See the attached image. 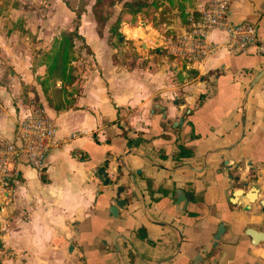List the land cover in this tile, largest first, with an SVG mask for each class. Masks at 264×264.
I'll return each mask as SVG.
<instances>
[{
  "label": "crops",
  "instance_id": "obj_1",
  "mask_svg": "<svg viewBox=\"0 0 264 264\" xmlns=\"http://www.w3.org/2000/svg\"><path fill=\"white\" fill-rule=\"evenodd\" d=\"M50 1L16 0L15 16L0 14V141L17 145L15 127L35 106L60 137L77 136L40 171L25 155L15 160L0 193V264H193L219 222L225 231L199 264H264V240L244 232L264 231V73L245 97L264 57L227 51L214 30L217 51L188 68L165 41L207 0H164L136 24L125 15L118 43L132 41L130 65L110 38L113 20L99 26L86 6L79 31L89 52L75 53L77 79L65 86L46 80L45 53L74 13ZM227 1L229 21L255 23L264 41V0ZM178 146L191 154L178 158ZM118 186L126 205L113 216ZM182 195L185 212L182 203L176 211Z\"/></svg>",
  "mask_w": 264,
  "mask_h": 264
},
{
  "label": "built area",
  "instance_id": "obj_2",
  "mask_svg": "<svg viewBox=\"0 0 264 264\" xmlns=\"http://www.w3.org/2000/svg\"><path fill=\"white\" fill-rule=\"evenodd\" d=\"M229 3L227 0H207L199 10L187 17L188 27L166 38L165 50L168 55L181 59L185 66L191 68L194 63L205 61L219 48V44L211 41L209 33L222 30L225 33L224 46L229 52L252 47L254 53L264 57V41L257 35L255 23L242 21L232 23L228 19ZM18 144L0 141V193H7L10 181L15 175V160L25 155L29 164L43 169V161L47 153L62 146L77 135L71 133L60 137L53 119L42 107L35 106L23 116L15 127ZM74 156L82 159L81 150H75Z\"/></svg>",
  "mask_w": 264,
  "mask_h": 264
},
{
  "label": "trees",
  "instance_id": "obj_3",
  "mask_svg": "<svg viewBox=\"0 0 264 264\" xmlns=\"http://www.w3.org/2000/svg\"><path fill=\"white\" fill-rule=\"evenodd\" d=\"M101 0H96V3ZM117 3H122L123 11L126 14H130L133 19L137 15L141 17L145 16L146 11L143 10L149 6L159 7L164 0H152L148 2L146 0H114ZM170 1V0H169ZM0 9L4 3L0 0ZM65 4L71 8L74 13V18L72 20L71 28L60 29L51 40L49 50L45 53V61L47 66V78L53 80H60L63 85H71L76 79L75 67L72 64V61L76 59V51L79 47H76V42L80 41L82 46L86 48V51L89 52L87 45L84 42L83 35L79 31L80 18L81 15L86 10V0H78L74 7L69 6L67 0H64ZM94 12L95 9H93ZM98 24L102 21L100 14H95ZM101 20V21H100ZM122 21L117 17L111 24L109 28L110 38H116L118 40L121 36L119 33V28ZM122 44V41L119 42Z\"/></svg>",
  "mask_w": 264,
  "mask_h": 264
},
{
  "label": "rangeland",
  "instance_id": "obj_4",
  "mask_svg": "<svg viewBox=\"0 0 264 264\" xmlns=\"http://www.w3.org/2000/svg\"><path fill=\"white\" fill-rule=\"evenodd\" d=\"M2 1L4 3L1 6L0 14L3 11L4 14H7L8 15L7 16L8 18H10L11 16H15L16 14H14L13 7H15V1L16 0H2ZM77 1L78 0H67L69 6H71L72 3H75L76 4ZM146 1L151 2L152 0H146ZM45 2H47V1H45ZM49 4H51L53 7H55V0H51L49 2ZM74 6L75 5H72V7H74ZM86 6H89V8L91 10V13L93 15L100 14V16L102 17V21L100 20L101 22L99 23V26H102V24L104 22V19L108 20L109 18H111V20L114 21L117 17H119L121 19V21L123 22L124 21V17L126 15V13L123 11L122 3H117L114 0H101L98 3H96V0H86ZM150 7L151 6L143 9V10L146 11L145 16L148 15V11L150 10L149 9ZM93 9H95L96 12H94ZM127 15H130V14H127ZM73 18H74V15H73ZM138 18H142L143 19L144 16L141 17L140 15H137L133 19L131 18V22L134 23V24H136V21H137ZM72 25H73V23L71 22V25H70L69 28H71ZM121 25H122V23H121ZM121 25H120V27H121ZM21 26H22V24H21ZM60 29H63V28H60ZM60 29H57L56 30L54 36L57 33H59ZM124 30H125V32H128L127 28H125ZM119 33H121V32L119 31ZM121 35H122V33H121ZM113 39H115L114 42H113V45H115L116 47H119V49H121L120 56H121L122 61L123 62H126V63H128L130 65L133 64L134 62H131L132 61V52H133L132 51V48H133L132 41H128V43H126V44L123 45V44H119L118 43V40H116V38H113ZM78 43L79 44L76 43V47H79V49L76 51V53L79 52L80 50H84L85 49L82 46V43L81 42H78ZM123 59H125V60H123Z\"/></svg>",
  "mask_w": 264,
  "mask_h": 264
},
{
  "label": "water",
  "instance_id": "obj_5",
  "mask_svg": "<svg viewBox=\"0 0 264 264\" xmlns=\"http://www.w3.org/2000/svg\"><path fill=\"white\" fill-rule=\"evenodd\" d=\"M264 73V69L260 71L255 77L252 79L251 83L246 89L245 97L249 94L253 86L257 83V81L260 79L262 74ZM99 179L103 180L104 184H110L111 182L107 178V174L105 173L104 169H100L99 171ZM123 192V187L118 186L116 188L115 192V197L112 199V204L108 206V211L111 213L113 216H117L118 210L122 209L126 205V199L125 198H120L121 193ZM224 232V227L220 225L217 228L216 233L213 236L212 242L210 244V247H203L199 249L196 257L193 259V264H199L201 261V255L203 253H206L210 248L215 247L217 245V241L220 237V235ZM247 232L255 239L254 242H257L261 239H264V232L262 231H256L254 229L248 228Z\"/></svg>",
  "mask_w": 264,
  "mask_h": 264
},
{
  "label": "flooded vegetation",
  "instance_id": "obj_6",
  "mask_svg": "<svg viewBox=\"0 0 264 264\" xmlns=\"http://www.w3.org/2000/svg\"><path fill=\"white\" fill-rule=\"evenodd\" d=\"M175 103H178V101H175ZM201 104V102L199 103V105ZM180 122H182V120L180 121ZM191 154V149H186V148H184L183 146H178V149H177V151H176V156L179 158V157H182V156H186V155H190ZM259 164H261V163H264V157H263V159H261V160H259V161H257ZM177 193H180L181 192V189H177V191H176ZM187 199L182 195V198H179V200H177L176 201V206H178V207H176V211H178L177 210V208L179 209V205L182 203L183 205H182V207H181V210L183 211V212H185L188 208H187ZM220 225H222L223 227H224V231H225V225H224V223L223 222H219L218 223V225H217V228L220 226ZM217 228H216V231H217ZM248 228H251V229H254V230H256V231H261V230H257V229H255V228H252V227H246L245 229H244V232L249 236V237H251V240H252V243L254 244V243H258V242H260V241H263L264 239H261V240H259V241H257V242H254V238L247 232V230H248ZM216 231H215V233H216ZM262 232H264V231H262ZM214 233V234H215ZM224 233V232H223ZM223 233L220 235V237L223 235ZM214 234H213V236H214ZM219 237V238H220ZM212 239H213V237H212ZM219 240V239H218ZM211 242H212V240H211ZM218 242V241H217ZM203 247H207L206 245H202L199 249H201V248H203Z\"/></svg>",
  "mask_w": 264,
  "mask_h": 264
}]
</instances>
